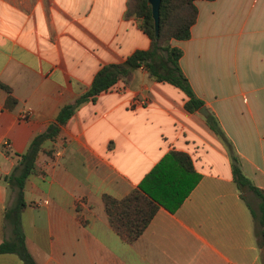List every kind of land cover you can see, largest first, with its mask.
Instances as JSON below:
<instances>
[{"label":"crops","instance_id":"crops-1","mask_svg":"<svg viewBox=\"0 0 264 264\" xmlns=\"http://www.w3.org/2000/svg\"><path fill=\"white\" fill-rule=\"evenodd\" d=\"M128 3L0 0V245L14 239L6 213L17 191L8 179L33 139L57 126L60 110L104 68L149 49ZM196 5L191 38L172 44L183 51L181 68L209 115L189 112L186 94L144 67L82 104L44 142L25 184L21 224L37 264H264L229 149L207 121H219L245 175L264 191V0ZM1 85L17 100L13 109ZM174 152L190 156L199 183L176 213L160 207L137 242H123L103 197L125 198ZM0 264L25 263L4 254Z\"/></svg>","mask_w":264,"mask_h":264},{"label":"trees","instance_id":"trees-1","mask_svg":"<svg viewBox=\"0 0 264 264\" xmlns=\"http://www.w3.org/2000/svg\"><path fill=\"white\" fill-rule=\"evenodd\" d=\"M197 1L214 0H162L160 28L157 35L152 7L148 0H129L128 16L135 18L139 22L140 29L149 37L151 41L149 49L135 52L121 65L104 68L84 95L60 110L56 119L58 125L50 126L46 133L33 139L27 152L21 156L19 170L8 179L10 186L17 191V205L6 213V220L13 226L14 239L4 241L0 245V255L16 254L25 264H37L27 249L21 224V214L26 207L25 184L36 170L37 158L44 142L55 139L60 133V126L65 125L82 104L107 92L119 81L130 82L135 72L144 67L149 76L157 82H168L181 89L189 98L186 103L189 112H196L203 107L204 102L197 98L181 68L183 51L172 44L173 41H186L191 38L192 28L197 22L199 13ZM1 86L9 94L6 107L13 109L17 100L11 95L9 87ZM207 121L229 149L233 179L241 198L247 203L253 215L256 235L259 237L264 258V191L257 188L245 175L239 155L219 121L215 117H209ZM171 161H175L183 171L175 172L169 164ZM200 178L189 155L181 152L172 153L146 175L138 188L125 198L103 197L105 212L112 230L127 244L137 242L160 207L176 213L197 186Z\"/></svg>","mask_w":264,"mask_h":264},{"label":"water","instance_id":"water-1","mask_svg":"<svg viewBox=\"0 0 264 264\" xmlns=\"http://www.w3.org/2000/svg\"><path fill=\"white\" fill-rule=\"evenodd\" d=\"M149 4L152 7V16L154 19L155 29L157 35L159 34V28H160V7L162 0H148ZM200 112L207 117L209 114L205 113L208 112L206 107H202Z\"/></svg>","mask_w":264,"mask_h":264},{"label":"built area","instance_id":"built-area-1","mask_svg":"<svg viewBox=\"0 0 264 264\" xmlns=\"http://www.w3.org/2000/svg\"><path fill=\"white\" fill-rule=\"evenodd\" d=\"M147 102H134L133 103V105L134 106H137V107H143V106H145V104H146ZM4 145H5V148L6 149H10L11 148V143L9 142V141H5V143H4Z\"/></svg>","mask_w":264,"mask_h":264}]
</instances>
